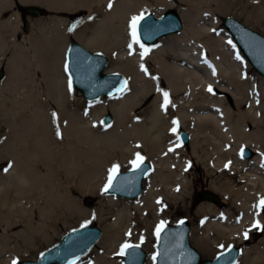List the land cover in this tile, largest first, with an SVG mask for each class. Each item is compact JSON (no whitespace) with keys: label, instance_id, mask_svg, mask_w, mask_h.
<instances>
[{"label":"bare ground","instance_id":"obj_1","mask_svg":"<svg viewBox=\"0 0 264 264\" xmlns=\"http://www.w3.org/2000/svg\"><path fill=\"white\" fill-rule=\"evenodd\" d=\"M196 1L18 0L87 15L71 35L108 56L107 73L126 76L128 84L86 102L65 70L72 18L35 21L19 43L14 2L0 0V72L6 73L0 80V162L11 164L0 171V264L35 257L63 228L90 223H98L103 236L86 264H123L120 249L130 240L145 242L146 264H155L151 243L165 220L164 206L191 194L195 179L189 178L196 173L223 200L208 193L219 201L204 198L203 225L193 226L191 240L204 255L222 242L246 245L236 264H264V230L254 227L264 228V92L259 95L233 38L220 37L218 16L206 13V0ZM259 2L258 15L245 14L264 26ZM156 9L157 18L176 10L183 29L150 45L137 34L141 48L133 42L131 18ZM257 81L264 91V78ZM107 113L113 121L101 125ZM182 130L186 146L179 143ZM7 133L11 141L3 145ZM244 148L251 159L241 158ZM137 153L152 165L144 193L131 200L106 195L109 169L134 166Z\"/></svg>","mask_w":264,"mask_h":264},{"label":"water","instance_id":"obj_2","mask_svg":"<svg viewBox=\"0 0 264 264\" xmlns=\"http://www.w3.org/2000/svg\"><path fill=\"white\" fill-rule=\"evenodd\" d=\"M33 17L43 16V9L25 7ZM223 24L237 47L248 62L264 77V36L247 27L233 17L223 19ZM183 22L176 10H167L161 17L147 15L140 21L137 30L145 44H153L159 38L182 31ZM66 71L70 76L73 87L80 91L88 101H93L107 95L123 91L127 78L118 73H106L109 58L104 54L90 52L77 41H71L66 52ZM1 77V76H0ZM113 121L111 115L104 118L106 125ZM0 131V137H1ZM182 142L188 144L189 136L182 133ZM249 149L243 150V156L252 157ZM152 165L143 162L140 168L121 172L113 180L108 194L127 199H136L144 192V181L151 172ZM203 198L219 201L208 193ZM178 225L163 228L158 236V254L156 264H236L241 254L239 247L230 246L214 260L202 261L201 254L191 245V225L182 220ZM103 233L99 227L83 226L65 234L54 247L44 251L35 261L26 260L21 264H75L79 259L88 255L101 239ZM147 252L141 247L127 250L124 264H146Z\"/></svg>","mask_w":264,"mask_h":264},{"label":"rangeland","instance_id":"obj_3","mask_svg":"<svg viewBox=\"0 0 264 264\" xmlns=\"http://www.w3.org/2000/svg\"><path fill=\"white\" fill-rule=\"evenodd\" d=\"M169 1H175V0H169ZM13 2H14V5L10 9V13L17 14L18 17H19V32H18L19 33V38H20L19 43H20V41H21V39L23 38L24 35H27V36L30 37V35L32 33L31 30H32V23L33 22L38 21V20H41V19L49 20V19H57V18H60V17H68V16H70V18H72V19H70L68 21L67 32L69 33V35L66 37L67 47L69 46V43L71 41H77L80 44H82L83 46L85 45V43L83 41L77 39L76 37H74L71 34L76 29L77 25L80 22H83L86 19L85 16H87V15H79L78 12L71 13V15H69V14H66L64 12H56V11L47 10L43 6H41L40 3H37V4L29 3L27 5H23V4L18 3V0H13ZM193 3L196 4L197 1L194 0ZM206 3H207L206 5L209 6V7L206 8V10H207L206 13H209L211 15V17L218 16V19H219V27H220V37H223L225 39V38H227L230 35L229 32L226 30L224 24H223V19L226 18V17L236 18L239 21H241L243 24H245L247 27L251 28L252 30H254V31H256L259 34H261V35L264 36V26H260V24L254 23V21L252 19L247 18L246 17V14H245L246 11H249V12H251L254 15L255 14L258 15L259 12H260V10L262 9L261 8L262 5H260L259 0H206ZM218 5L223 6V11L222 12H219L218 11V8H217ZM33 6L43 9V16L33 17L28 12H23L22 11V9L25 8V7H33ZM160 13H161V11L158 10V9H156V10H152V11H149V12L140 13L139 16L141 14H143L144 17L147 16V15H149V14H153L155 16H158V15H160ZM207 22L208 23H211L210 20L207 21ZM231 39H232V37H231ZM87 49L89 51L93 52V53L103 54V53H100L98 51H92V49H90V48H87ZM241 54H242V52H241ZM109 61H110V58H109ZM247 62H248V60H247ZM109 65H110V63H109ZM108 67L106 69V72H108ZM251 70H252V73L254 74V77H255L254 81H255V84L257 86L259 95H262V93L264 92L263 89H262V85L257 81V78H259V76H261V75L253 67H252ZM5 74H6L5 73V70H3L2 72H0V76H1L0 77V80L5 77ZM73 89L76 91V94H77V97L78 98H82L86 102H89V101H87L82 96L81 92H79L75 88H73ZM107 115H111V114L110 113H107L106 115H104L102 117V119L100 121V124L101 125H106L104 123V118ZM112 118H113V116H112ZM0 131H1L2 134H4L3 133V128L1 126H0ZM183 132H185V131L182 130L181 133H180V135L178 136L179 143H181L183 146H186V144H183L181 142V137H182V133ZM9 141H11V137L7 133V135L5 134V136H4L3 145H5ZM244 149H246V148H244ZM244 149H242V150H244ZM242 150L240 151V156H241L242 159H251L252 158V157L251 158L244 157ZM145 162H148V161H145ZM6 167H8V165L6 163H1L0 162V171H3V169H5ZM133 167L134 166L121 167L119 169V173L120 172L128 171V170L132 169ZM151 173H152V171H151ZM198 176H199V173H196L194 176H192V177L189 178L191 181H194V179H195V181L192 183L193 191H191V194L185 195V199H181V200H179L175 204H170V203H166L165 204V206H164V216H165V220L163 221V225H162V223L158 225L159 228L162 229V228H164L166 226L177 225L182 220H187L190 223V225H191V231L193 229V226L203 225V220L201 218V215H199L198 212H199L200 205L203 204V203H205L207 200L204 199L201 195L204 194V193H214V192L210 188V182L211 181H208L205 178H203L201 181L200 180L198 181L197 180ZM144 191H145V187H144ZM105 194L106 195H109L107 192H105ZM214 194L216 196H218L219 199L222 202L223 199L221 198V196L218 195V194H216V193H214ZM116 197H119V196H116ZM214 204L215 205H218V206L219 205L221 206V204L219 202L218 203H215L214 202ZM262 210H264V208ZM82 226H95V227H99L100 228V226H99L98 223H90V224H84V225H77V226H74L72 229H65V228H63L61 230L60 235L57 237V239L52 244H50V245L44 247L43 249H41L39 251V253L35 257L21 259L17 264H21L23 261H26V260H32V261L38 260L39 257H40V255L45 250H47V249L55 246L66 233H68L69 231H71L73 229L80 228ZM102 233H103V231H102ZM153 235L154 236H153V241H152L151 245L153 247H155V249H154V255H155V264H156L157 239H158V236H157L156 233L153 234ZM260 239H261L260 235L259 236H256L255 239H254V241L256 242L255 244H257L260 241ZM128 244L140 246L141 248H143L147 252V255H148V258H149V255H150L149 254V251H148L149 248L145 244V242L143 243V242H139L137 240H130L128 242ZM255 244H252V245H249V246H253ZM96 245H95L94 249L96 248ZM191 245L195 249H197V251L201 254L202 261H205V260H213L214 258L217 257L218 254L226 251L230 246L236 245V244H228L226 242L219 243V244L215 245V248L213 249L214 252L212 253V255H204L202 253V251L199 249V247H197L196 244L192 240H191ZM236 246H238L241 250L244 247H248L246 245H236ZM93 250L91 251V253L93 252ZM91 253L88 254L87 256L83 257V258H85V260H83L81 262V260L83 259V258H81L78 262H81L80 264H86L88 260L89 261H92L93 260V256L91 255ZM123 264H124V257H123Z\"/></svg>","mask_w":264,"mask_h":264},{"label":"snow or ice","instance_id":"obj_4","mask_svg":"<svg viewBox=\"0 0 264 264\" xmlns=\"http://www.w3.org/2000/svg\"><path fill=\"white\" fill-rule=\"evenodd\" d=\"M111 6H112L111 3H109L108 7L111 8ZM143 19H144V16H143V14H141L140 16H133L131 18V21H130V30H131V35L133 37V42L136 43V44H140L141 48H144V45L140 43L139 38L137 36V31L136 30H137V27H138L140 21L143 20ZM229 43H231V41H229ZM131 48H132V44H129V49H131ZM144 51L146 53L147 51H149V49H145ZM143 54L144 53H142V55ZM142 70H144L145 72L147 71V69H142ZM124 84L126 86L127 85V81H124ZM208 91L209 92L212 91L211 86H209ZM163 95H164L165 99H164V103H163L162 107L166 108L170 101L168 100V93L167 92H164ZM53 117L55 119V113L53 114ZM172 131L175 132L176 129L173 128ZM57 135H59V131H57ZM143 159L144 158L142 156H140L139 153H137V159L131 161L130 163H132L136 168H140L141 164L143 163ZM137 161H139V163H137ZM8 167H11V164H9ZM8 167L3 169V171H5V172L8 171ZM118 174H119V165L118 164L117 165H113V167L111 169H109L108 182H107V185L105 186V189H104L105 192H107L112 187L113 180L118 176ZM259 206L261 208H264V198H261V200L259 202ZM181 223H183V221H181ZM162 225H163V222H162ZM254 227H257V228H259L261 230H264V228H261V226L259 225V222H257L254 225ZM160 231H161V228L158 227L157 230H156L157 236H159ZM244 236L247 239V237H248V232L247 231L244 233ZM134 247H138V245H132V244L125 243L124 245H122V247L120 249V254H126L128 249L134 248ZM153 259H155V257H153ZM13 264H17V262L14 261Z\"/></svg>","mask_w":264,"mask_h":264}]
</instances>
